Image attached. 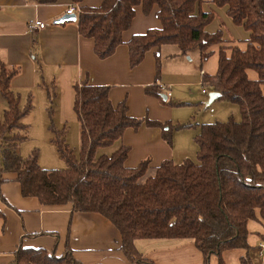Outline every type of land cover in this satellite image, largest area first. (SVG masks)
Returning a JSON list of instances; mask_svg holds the SVG:
<instances>
[{
  "label": "trees",
  "instance_id": "trees-1",
  "mask_svg": "<svg viewBox=\"0 0 264 264\" xmlns=\"http://www.w3.org/2000/svg\"><path fill=\"white\" fill-rule=\"evenodd\" d=\"M209 1L226 7L232 22L248 32L244 49L224 46L221 29L206 30L214 12L202 10L205 0H102L96 7L79 6L76 17L78 33L93 39L96 56L106 58L123 43L122 33L130 27L135 8L141 6L149 14L156 7L161 26L126 42L132 67L142 61L146 51L162 45H175L183 55L196 49L200 61L208 58L210 47L219 46L217 71L211 75L203 72L201 84L219 92L217 99L236 104L240 120L229 117L200 124L193 137L196 161L165 160L150 168L144 160L136 167H126L129 149L122 145L110 154L98 155L99 149L118 141L125 129H137L142 123L161 127L168 142L172 129L196 124L171 126L131 117L124 101L110 102L109 86L87 81L73 86L80 137L75 154L66 141L67 126L58 129L53 124L56 93L51 81L42 83L48 130L66 167L43 168L37 148L26 156L19 153V144L27 137L29 125L22 119L32 110L31 94L22 105L20 95L10 87L19 69L0 63V98L6 102V108L0 109V186L5 173H14L23 196L36 197L44 205L70 203L72 211L103 215L120 232V250L132 262H144L134 246L136 239H188L202 253L204 264H209L211 256L217 258V264H227L223 252L233 249L246 251L241 264H253L247 224L256 220L264 226V0ZM247 70L254 71L257 78H249ZM159 72L157 56V77ZM145 91L161 97L159 86H148ZM260 237L264 240V233ZM9 264L81 263L69 252L56 256L43 248L19 244Z\"/></svg>",
  "mask_w": 264,
  "mask_h": 264
},
{
  "label": "crops",
  "instance_id": "crops-1",
  "mask_svg": "<svg viewBox=\"0 0 264 264\" xmlns=\"http://www.w3.org/2000/svg\"><path fill=\"white\" fill-rule=\"evenodd\" d=\"M101 2L82 0L77 5L96 7ZM72 5V0L45 4L38 0H0V63L19 69L12 77L10 87L20 95L21 104L31 94L32 110L34 106L46 108L47 97L42 83L53 81L56 93L53 121L61 128L77 121L73 111L75 83L87 81L93 85L109 86L110 102L116 105L124 101L131 117L171 126L186 123L196 125L172 129L168 142L163 137L161 127L142 123L137 129H125L118 141L101 149L100 153L110 154L121 145L127 146L126 167H136L144 160L149 161L150 168L157 167L165 160L174 163H181L185 159L194 161L197 146L193 137L199 131L200 124L208 123L205 119H197L202 107L196 102L199 100V103L209 105L206 103L208 93L214 90L208 87L206 92H200L201 95L193 98L189 87L195 84L197 68L188 62V59L191 60L190 52L183 55L175 45H162L146 51L138 65H129L126 42L133 35L161 26L155 16L156 7L149 14H144L141 6H137L130 27L122 33L123 43L110 56L99 58L93 51V39L78 33L76 20L55 23ZM202 10L216 11V16L220 13L228 24H234L226 14V7H217L205 0ZM215 19L214 24L209 23L210 26L208 24L206 27L209 32L220 29L224 24ZM35 20L44 22L46 26L30 29V24ZM238 27L243 29L242 26ZM243 30L238 32L239 41L223 37L226 41L223 45H236L244 49L246 43L243 40L248 38V32ZM209 50L210 55L202 62L210 63V74H214L218 67L219 46L214 45ZM229 52L230 49H227ZM157 56L160 59L159 77L156 76ZM200 67L201 77L206 72ZM247 75L255 78L249 75L248 70ZM152 85L166 86L165 90L160 87L161 97L146 93V87ZM169 101L185 104L170 105ZM43 121L45 125L48 123L47 114ZM29 124H32L31 121ZM4 179L0 186V264H9L13 260L19 244L43 248L56 256L69 252L81 264H204L202 253L188 239H136L134 246L144 262H132L120 250V232L103 215L72 211L70 203L41 204L36 197L21 194L14 173H5ZM247 228L248 232H253L250 223ZM248 244L251 246L250 242ZM241 255L238 249L223 252L227 264H230V260L236 264L237 258L240 264ZM209 264H217V258L211 256Z\"/></svg>",
  "mask_w": 264,
  "mask_h": 264
},
{
  "label": "rangeland",
  "instance_id": "rangeland-1",
  "mask_svg": "<svg viewBox=\"0 0 264 264\" xmlns=\"http://www.w3.org/2000/svg\"><path fill=\"white\" fill-rule=\"evenodd\" d=\"M215 14H216V11L214 13V19L216 18L215 21L216 20L220 22L223 21L224 23L222 24L220 28L222 30L223 37H229L228 39L239 41V39H237L238 32L243 29L239 28L238 26H235L234 24H231V23L228 24L225 16L221 15L220 13L217 16ZM214 19L211 21L210 23L211 25L214 24L213 22ZM189 55H190L189 57L191 58V60L188 59V62L191 63L192 66L195 65L197 68L196 73H194L195 79H196L195 84L189 87L191 90V93L193 94V98H194L196 95L197 96L201 95L200 92L203 88L207 89L208 87L201 84V77L199 76L198 69L200 65H202L203 62L200 61L198 50L196 49L191 50ZM209 64L203 63V65L200 68L204 69L206 74L211 75ZM248 72H249V75H253L255 77L254 79L257 78L256 73L254 71L248 70ZM190 79H193V78H190ZM196 82L198 84H196ZM198 101L199 100H197L196 103L202 107L201 108L202 112L198 114L197 116L198 120L205 119L208 122L226 121L229 117H233V119L237 121L240 120V113H239L238 106L234 103H231L223 99H218L216 102L206 105L205 102L201 104ZM0 107H1V110L6 108V102L1 98H0ZM45 113L47 114L46 108H43V106H39V107L34 106L32 112L27 117H24L22 119V121L24 123H27L29 127L27 131L25 132V135L27 137L19 144V153L22 156H25L32 149L37 148L39 151L38 161L41 167L58 168V169L65 168L66 167L65 162L58 156L56 147L50 141L51 134L48 130V123L45 125V122L43 121V118L46 115ZM32 119H33V122H32ZM30 121L32 123L31 125L29 124ZM53 124L56 128L60 129V127H58L54 123V121H53ZM66 126H67L66 141L69 144V146L74 149L75 154H78L79 147H80L79 124L77 121L74 120L71 123H67ZM100 152H101V149L98 150L97 154L99 155ZM194 161H196V159H194ZM248 223H250V226L253 227V230H251L253 232H249L251 234H248L249 239L247 237L248 242H250L251 246L253 247L249 251V255L251 257L253 264H262L263 262L258 254V246L260 242H264V240H262L261 237L259 236L261 232L262 233L264 232V228L256 220H251ZM238 250H241L242 255L246 254V251L244 249H238ZM212 257L215 259V256H212ZM229 263L233 264L231 260L229 261ZM236 264H239L238 258L236 259Z\"/></svg>",
  "mask_w": 264,
  "mask_h": 264
},
{
  "label": "built area",
  "instance_id": "built-area-1",
  "mask_svg": "<svg viewBox=\"0 0 264 264\" xmlns=\"http://www.w3.org/2000/svg\"><path fill=\"white\" fill-rule=\"evenodd\" d=\"M79 12V6L76 4L70 6L69 8L66 9V13L68 14H75L76 17H77V14ZM46 26V24L42 21H39V20H35L32 24H30V29H42ZM161 89L165 90L166 89V86L164 85H160ZM201 92H206L205 89H202ZM167 95H170L169 92H166ZM258 254L259 256L261 257V260H262V264H264V242H260L259 243V246H258Z\"/></svg>",
  "mask_w": 264,
  "mask_h": 264
},
{
  "label": "water",
  "instance_id": "water-1",
  "mask_svg": "<svg viewBox=\"0 0 264 264\" xmlns=\"http://www.w3.org/2000/svg\"><path fill=\"white\" fill-rule=\"evenodd\" d=\"M76 20V15L75 14H68V13H65L63 14L61 17L57 18L55 20V23H63V22H66V21H75ZM219 92L217 91H211L208 93V100H207V104H210L213 100H215L216 98H218L219 96Z\"/></svg>",
  "mask_w": 264,
  "mask_h": 264
}]
</instances>
